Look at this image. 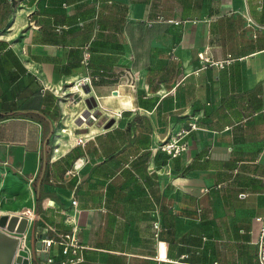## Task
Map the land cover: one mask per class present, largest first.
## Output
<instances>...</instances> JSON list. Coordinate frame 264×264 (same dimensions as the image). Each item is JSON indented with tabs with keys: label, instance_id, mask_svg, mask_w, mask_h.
I'll return each mask as SVG.
<instances>
[{
	"label": "crops",
	"instance_id": "obj_1",
	"mask_svg": "<svg viewBox=\"0 0 264 264\" xmlns=\"http://www.w3.org/2000/svg\"><path fill=\"white\" fill-rule=\"evenodd\" d=\"M3 214L29 264H258L264 0H0Z\"/></svg>",
	"mask_w": 264,
	"mask_h": 264
},
{
	"label": "built area",
	"instance_id": "obj_2",
	"mask_svg": "<svg viewBox=\"0 0 264 264\" xmlns=\"http://www.w3.org/2000/svg\"><path fill=\"white\" fill-rule=\"evenodd\" d=\"M199 59L203 62H209V57L206 51L198 52ZM217 65L222 66V62ZM96 76H93V79H96ZM91 78L81 79L77 82L78 88H81L84 85H87L90 82ZM78 119L81 121H86L87 119H95V115L92 112L83 111L78 114ZM195 128V124L189 123L188 127L182 128L177 131L171 138L166 141H163L159 148L166 153L174 156L178 154L181 150L186 148V142L182 141V138L191 130ZM81 142V140H79ZM72 203H75L73 200ZM260 226H259V235L257 238V256L258 264H264V215L260 217ZM157 226V225H155ZM74 229L69 233H57L56 242L61 246V252L66 257L63 259L60 264H74L81 260V257L77 254L79 246L74 240L73 237ZM43 247L48 249L55 241L51 238H44Z\"/></svg>",
	"mask_w": 264,
	"mask_h": 264
},
{
	"label": "water",
	"instance_id": "obj_3",
	"mask_svg": "<svg viewBox=\"0 0 264 264\" xmlns=\"http://www.w3.org/2000/svg\"><path fill=\"white\" fill-rule=\"evenodd\" d=\"M88 100L85 101L88 102ZM110 124V122L107 123V126ZM26 222L25 218H19L16 215H0V264H12L13 262L29 264L28 250L19 247L20 236L25 231ZM30 245L34 258L39 251H35L34 246L38 248V243L34 245L33 233Z\"/></svg>",
	"mask_w": 264,
	"mask_h": 264
},
{
	"label": "rangeland",
	"instance_id": "obj_4",
	"mask_svg": "<svg viewBox=\"0 0 264 264\" xmlns=\"http://www.w3.org/2000/svg\"><path fill=\"white\" fill-rule=\"evenodd\" d=\"M259 226H260V222H258V220L255 218V220H253V222L251 223V229L255 236H257L258 234Z\"/></svg>",
	"mask_w": 264,
	"mask_h": 264
},
{
	"label": "bare ground",
	"instance_id": "obj_5",
	"mask_svg": "<svg viewBox=\"0 0 264 264\" xmlns=\"http://www.w3.org/2000/svg\"><path fill=\"white\" fill-rule=\"evenodd\" d=\"M86 93V92H85ZM67 104V103H66ZM71 113V112H70ZM78 122V121H77ZM67 127V126H66ZM59 128V127H58ZM91 130V129H90ZM92 132V131H91ZM76 138V137H75ZM76 143V142H75Z\"/></svg>",
	"mask_w": 264,
	"mask_h": 264
}]
</instances>
